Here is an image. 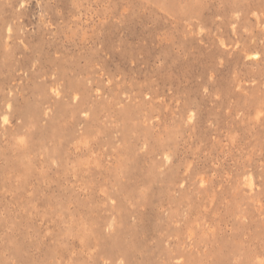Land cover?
Here are the masks:
<instances>
[{"label": "rangeland", "instance_id": "rangeland-1", "mask_svg": "<svg viewBox=\"0 0 264 264\" xmlns=\"http://www.w3.org/2000/svg\"><path fill=\"white\" fill-rule=\"evenodd\" d=\"M0 264H264V0H0Z\"/></svg>", "mask_w": 264, "mask_h": 264}, {"label": "bare ground", "instance_id": "bare-ground-1", "mask_svg": "<svg viewBox=\"0 0 264 264\" xmlns=\"http://www.w3.org/2000/svg\"><path fill=\"white\" fill-rule=\"evenodd\" d=\"M251 181V180H250Z\"/></svg>", "mask_w": 264, "mask_h": 264}]
</instances>
